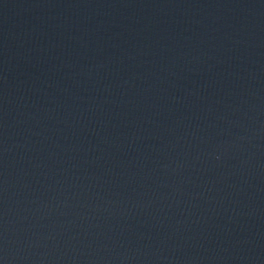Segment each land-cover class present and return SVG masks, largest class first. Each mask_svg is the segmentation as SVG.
Returning <instances> with one entry per match:
<instances>
[{
  "label": "water",
  "instance_id": "1",
  "mask_svg": "<svg viewBox=\"0 0 264 264\" xmlns=\"http://www.w3.org/2000/svg\"><path fill=\"white\" fill-rule=\"evenodd\" d=\"M0 264H264V0H0Z\"/></svg>",
  "mask_w": 264,
  "mask_h": 264
}]
</instances>
